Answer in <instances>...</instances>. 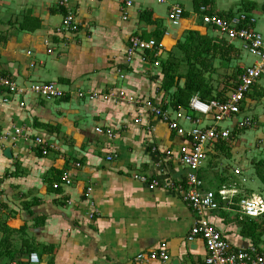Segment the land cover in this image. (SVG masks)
I'll return each instance as SVG.
<instances>
[{"label":"crops","instance_id":"0c3cea01","mask_svg":"<svg viewBox=\"0 0 264 264\" xmlns=\"http://www.w3.org/2000/svg\"><path fill=\"white\" fill-rule=\"evenodd\" d=\"M59 1L0 0V77L25 90L10 93L0 87V245L6 239L15 252L14 260L0 264H27L25 246L36 249L32 253L41 264H205L204 242L187 241L197 216L180 194L188 170L179 149L189 147L192 123L180 120L171 131L144 103L175 112L169 104L176 89L165 91L163 69L178 65L182 78L175 83L182 89L187 69L180 47L191 42L199 48V40L223 47L220 56L207 55L204 78L213 95H230L240 74H234V84L226 81L216 88L206 77L216 60H235L241 73L257 60L245 65L244 43L229 40L202 18L244 16L241 28L264 37V0H135L129 8L125 0H69L66 7ZM173 7L183 11L177 26L168 20ZM68 13L75 18V32L62 27ZM144 13L152 23L140 20ZM134 37L160 48L129 58ZM223 55L227 60H221ZM34 83H54L66 96L46 101L28 90ZM120 92L142 103L116 100ZM80 93L113 95L88 102L78 98ZM186 115L205 126L211 123L188 110ZM215 144L206 146L198 172L203 190L235 189L238 194L205 218L233 250L246 249L253 242L241 236L238 205L245 196L224 181L232 177L241 183L233 176L238 161L233 147L226 155ZM6 149L11 158L4 156ZM63 176L70 184L62 183ZM244 177L251 179L246 188L254 194L261 184L254 185L252 174ZM152 182L158 184L154 190L149 189ZM160 251L168 255L167 262L136 260Z\"/></svg>","mask_w":264,"mask_h":264},{"label":"built area","instance_id":"2783aa9c","mask_svg":"<svg viewBox=\"0 0 264 264\" xmlns=\"http://www.w3.org/2000/svg\"><path fill=\"white\" fill-rule=\"evenodd\" d=\"M69 0H60L59 6L66 7ZM95 2V0H89ZM135 0H125L126 7H131ZM153 1L156 4H163L164 0H143ZM183 11L179 7H173L168 14V20L173 26H177L182 17ZM245 20L244 16L233 19L232 21L224 20L220 17L203 16L202 21L205 25L212 26L231 41H241L244 43L245 50L248 54L255 57L257 62L251 67L246 68L239 76V81L234 91L222 101L203 102L197 95L192 97L188 104V111L196 113L205 118H210L211 123L208 126L202 125L199 119L188 118L185 110H179L170 113L146 102L145 107L151 110V113L162 119L168 126V129L174 131L177 129V122L185 120L192 123L188 136L190 138L189 147H181L179 156L181 163L188 170L184 188L180 189V194L184 203L192 208L196 214L195 220L187 241L192 242L197 238L204 242L207 257L205 264H264V234L262 236V245L256 247L254 245L246 249L233 250L222 235L211 227L205 214L210 211H216L220 204L230 205L232 197L238 194L235 189L221 188L217 191L203 190V182L198 176L199 170L202 168L205 160V148L218 142L228 141L231 132L236 128L253 127L252 119H248L243 115V103L245 95L250 92L251 88L262 78H264V37L256 34L249 29L241 28V22ZM62 27L67 31H77L75 18L71 13L66 14L62 20ZM160 44L154 41H143L137 37L131 38L127 50L130 58L136 52H146L153 49H159ZM158 66V63H155ZM0 87H6L10 93H24L23 88H18L12 81L7 78L0 77ZM28 90L41 97L46 101L61 100L66 93L54 83H34ZM104 95V94H102ZM113 94H105L100 96L96 93H80L78 98L85 99L88 102H95L99 99L106 101ZM126 100L128 103L136 105L142 102L126 98L123 92H120L115 98ZM241 117H237L240 116ZM213 119V120H212ZM226 120L231 121V126L221 127ZM138 121H136L137 123ZM19 134V131L15 132ZM36 144L41 147V153L46 155V150L42 147V141L36 140ZM111 160V158H109ZM234 175L242 176V172L238 169L234 170ZM135 180L145 182L144 177L135 175ZM62 183L68 185L70 181L67 176L61 178ZM244 181V179H243ZM158 184L152 182L149 185L150 190H154ZM58 184H54L53 188L57 189ZM240 213L247 217H262L264 215V199L262 197L252 195L245 197L238 203ZM138 262L147 260L150 262L160 261L165 263L169 260L168 255L163 252H152L147 256L140 254L136 257ZM27 264H41L40 258L36 253H30L27 258Z\"/></svg>","mask_w":264,"mask_h":264},{"label":"trees","instance_id":"16d2710c","mask_svg":"<svg viewBox=\"0 0 264 264\" xmlns=\"http://www.w3.org/2000/svg\"><path fill=\"white\" fill-rule=\"evenodd\" d=\"M196 5V1H195ZM197 10V9H196ZM198 11V10H197ZM226 17H229L226 16ZM140 20L146 23H152V21L147 22L145 20V13L140 16ZM245 24L242 25L244 27ZM30 32V31H29ZM160 37V34H158ZM189 43V42H188ZM191 43V42H190ZM188 46H181L180 51L183 53L184 56V66L186 67V73L183 75V78L185 79L184 81V86L183 88H179L178 85L175 83V79H180L182 78L181 76H177V67L178 65L175 63H169L168 67H165L163 69L164 75H165V84H164V89L165 91H168L170 89L175 88L176 92L172 96V101L169 104L170 108L173 111H179L181 109H184L185 111L188 110V104L190 99L195 95L198 96V98L201 101L208 102L210 100H218L222 101V96L221 95H213L212 94V88L207 85L206 80L204 78V72L206 68L208 67V59L206 58L207 55H221V49L223 47H217L215 45L211 46H204L201 44L199 40V48H193L192 43ZM227 51H230L231 49L227 48ZM220 51V52H218ZM232 51V50H231ZM227 55H223L221 57V60L226 59L227 60ZM241 74V71H237V74L235 76ZM257 87V88H256ZM264 97V89L263 88H258V85L255 84L250 92H248L245 95V100L250 99L252 100H260ZM243 112V111H242ZM253 122V121H252ZM255 125V124H254ZM252 128V127H251ZM250 128H236L231 132V135L228 139V141L224 142H218V144H215V149L220 150L221 152H224L226 155L229 153L230 148L233 146V143H235L241 134L242 131H246ZM241 130V131H238ZM252 166L254 169V176L256 179L259 181V183L264 187V160H259L252 162ZM236 176V175H233ZM232 177H230L228 180H224L227 182V187L230 188L232 186H235L237 188H240L241 185ZM224 185V184H223ZM241 189V188H240ZM217 191V190H215ZM247 194H244V196L250 197L253 192L250 190L246 191ZM244 197V198H245ZM236 201V200H235ZM221 205V204H220ZM191 208V207H190ZM219 209V208H218ZM217 209V210H218ZM242 216V220L240 222V227H241V236L246 238L249 237L252 239L253 245L258 247L262 245L263 240L262 236L264 234V215L259 218H251L247 216ZM25 231V229L23 230ZM25 233V232H24ZM11 243L8 242V240H3V242L0 245V261H3L4 259H10L14 260V254L12 248L10 247ZM26 250H21L24 253H28V255L32 252H36L35 248H30V247H22ZM20 251V252H21ZM19 253V252H18Z\"/></svg>","mask_w":264,"mask_h":264},{"label":"rangeland","instance_id":"374dc122","mask_svg":"<svg viewBox=\"0 0 264 264\" xmlns=\"http://www.w3.org/2000/svg\"><path fill=\"white\" fill-rule=\"evenodd\" d=\"M262 16L263 17L261 21L264 18V14H262ZM245 57H246L244 62L245 65L250 64L252 61L255 60L254 57L248 54H246ZM238 70H241V68H239V63L236 62L235 60L231 61L230 63H225L216 60L215 65H213L211 68L210 75L206 77L209 78L212 85L217 88V84L219 83L224 84V82L226 81L228 82V84H230L231 81L234 84L233 77L234 74H237ZM257 85L258 88L264 87V80L258 82ZM243 107H244L243 115L248 119H252L253 127L246 131L241 132L237 141L232 146L233 147L232 151L235 160L238 161L237 164H235L236 165L235 167L238 169L242 168L244 170L242 177L239 176L241 181V183L239 182V184L241 185L240 188L243 191V195H244L247 194L246 191L248 190L246 188V184H248L250 182L249 180H251L248 177L251 176V174L255 175L252 162L264 160V97L260 100L257 99L252 101L250 99L245 100L243 103ZM237 117L239 118L241 117V115ZM229 126H231L230 120H226L222 124V127H229ZM221 157L224 158L223 156ZM243 161L244 163H246V165L243 164ZM242 169L240 170L242 171ZM244 174L248 176L247 177L248 179L244 177ZM254 183H255L254 185H257L259 181L256 179ZM254 194L256 196L264 198V187L260 185L259 189L254 190Z\"/></svg>","mask_w":264,"mask_h":264},{"label":"water","instance_id":"95a60500","mask_svg":"<svg viewBox=\"0 0 264 264\" xmlns=\"http://www.w3.org/2000/svg\"><path fill=\"white\" fill-rule=\"evenodd\" d=\"M4 156H6L7 158H11V155H10V150L9 149H6L4 151ZM172 264H179L177 260H174Z\"/></svg>","mask_w":264,"mask_h":264},{"label":"clouds","instance_id":"9594fccd","mask_svg":"<svg viewBox=\"0 0 264 264\" xmlns=\"http://www.w3.org/2000/svg\"><path fill=\"white\" fill-rule=\"evenodd\" d=\"M219 190V189H218ZM254 195V194H253ZM252 196V195H251ZM264 199V198H263ZM244 216V215H243ZM251 218H253V217H251ZM254 218H259V217H254Z\"/></svg>","mask_w":264,"mask_h":264}]
</instances>
